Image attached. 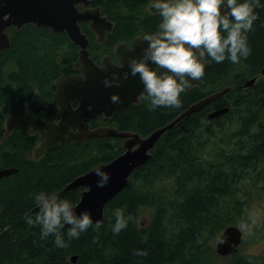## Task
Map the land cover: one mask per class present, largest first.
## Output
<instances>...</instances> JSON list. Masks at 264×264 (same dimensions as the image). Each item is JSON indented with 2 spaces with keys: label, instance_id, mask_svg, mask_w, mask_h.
<instances>
[{
  "label": "trees",
  "instance_id": "1",
  "mask_svg": "<svg viewBox=\"0 0 264 264\" xmlns=\"http://www.w3.org/2000/svg\"><path fill=\"white\" fill-rule=\"evenodd\" d=\"M149 1L90 0L113 22L102 42L96 41L88 23L79 22L93 61L103 53L111 54V47L119 42L158 30L161 18L148 12ZM246 2L258 4L257 19L247 33L250 54L246 59L217 63L205 53L201 85L181 93L180 108L153 109L143 90L138 104L122 106L111 116L109 124L117 130L146 136L190 104L230 87L166 130L150 150V158L106 203L98 230L90 227L78 239H69L65 225L61 231L68 246L64 248L55 246L53 236L41 240L39 226L26 222V215L38 211L34 195L41 191L53 195L77 176L109 162L122 152L123 140L93 138L85 144L66 140L35 160L31 151L40 140L36 133L30 134L25 126L5 133V117L20 112L34 91L49 100L54 80L77 72L73 64L79 50L65 33L46 27L8 28L10 46L0 50V169L16 171L0 177V264H193L204 253H213L210 239L215 240L219 231L244 213L245 188L260 182L264 190V78L242 86L264 68V0ZM222 107L228 108L224 114L207 119ZM102 123L98 118L89 126ZM80 192L71 189L58 198L74 205ZM117 208L127 219L118 234L112 230ZM140 208L150 210L142 224L137 222ZM72 255H76L74 262Z\"/></svg>",
  "mask_w": 264,
  "mask_h": 264
},
{
  "label": "water",
  "instance_id": "2",
  "mask_svg": "<svg viewBox=\"0 0 264 264\" xmlns=\"http://www.w3.org/2000/svg\"><path fill=\"white\" fill-rule=\"evenodd\" d=\"M153 2L148 5L151 13L156 12V9L151 7ZM88 5L89 0H0V50L10 46V34L7 31L9 27H13L16 31L27 24L46 27L54 33H65L68 39L78 46V57L73 66L80 72L57 77L54 80L56 90L51 101L41 98L38 92L34 91L32 99L24 103L20 112L5 117L3 126L6 132L22 125L27 126L30 133L34 131L38 133L41 140L32 149L34 159L40 158L45 151L53 149L64 140L84 144L93 138H122L123 151L119 155L77 176L53 194L58 197L68 190L81 188L79 199L73 205L76 214L86 211L90 214L93 223L97 221L101 223L106 203L126 186L130 174L150 158V150L166 130L228 92L230 87H223L190 104L171 121L155 128L144 137L136 132L118 131L107 126L90 129L83 119L92 120L96 115L102 114L103 120L108 121L119 107L139 101V94L145 88L138 74L131 75L129 61L141 57L147 42L143 41V37L137 36L130 40L129 45L125 42L116 44L113 52L120 63L119 66L113 65L108 56L102 57L100 65L95 64L88 53V39L78 23L88 22V27L96 34L97 41H103L105 33L111 30L113 24L100 14L99 6L86 8ZM78 6L85 8L78 9ZM257 6V3L252 4L253 10ZM201 62L204 65L207 63L203 57ZM122 72L126 73L124 77ZM113 74L119 81V86L105 87V78L111 80ZM259 75L264 78V68ZM256 78L254 76L248 79L242 86L253 84ZM200 85V79L193 80L185 91ZM114 94L119 96L118 103L110 100ZM70 98L78 101L75 108L70 105ZM227 109L222 107L213 110L207 118L224 114ZM38 111H43L45 118H40ZM57 115L60 118L55 121ZM97 168L102 169L109 176L104 187H97L99 179L95 174ZM15 171V168L0 169V177ZM241 236V230L236 225L226 226L215 242V252L221 255L234 253ZM75 259L76 255L70 257L72 262Z\"/></svg>",
  "mask_w": 264,
  "mask_h": 264
},
{
  "label": "clouds",
  "instance_id": "3",
  "mask_svg": "<svg viewBox=\"0 0 264 264\" xmlns=\"http://www.w3.org/2000/svg\"><path fill=\"white\" fill-rule=\"evenodd\" d=\"M151 7L161 18L158 30L143 36L147 46L139 59L129 61V69L131 75H139L153 109L181 107V93L191 86V81L204 75L201 58L205 53L217 63L227 59L233 64L250 54L247 33L257 15L246 0H154ZM104 84L118 87L119 81L113 74L111 80L105 78ZM110 100L118 103L119 96L114 94ZM95 174L99 177L97 187H104L108 174L100 168L95 169ZM34 200L38 211L34 216L26 215V222L39 226L41 240L53 236L58 248L68 246L61 231L65 225L69 239H78L90 227H101L100 221L93 225L88 212L77 215L67 199L41 191ZM114 215L112 230L118 234L127 226V219L120 208ZM137 254L147 255L145 251Z\"/></svg>",
  "mask_w": 264,
  "mask_h": 264
},
{
  "label": "rangeland",
  "instance_id": "4",
  "mask_svg": "<svg viewBox=\"0 0 264 264\" xmlns=\"http://www.w3.org/2000/svg\"><path fill=\"white\" fill-rule=\"evenodd\" d=\"M260 184V182H253L245 188L247 191L246 193L248 194V199L241 203L244 213L243 215H240L237 222H235V224L238 223L243 231V237L238 252L228 258H218L215 256L213 248H211L210 251L213 253H204L199 264L261 263L262 258L264 257V190L259 188ZM138 212L137 222H140L141 224L145 223L146 216L150 210L148 208H140ZM210 241L213 246L215 240L212 241L210 239Z\"/></svg>",
  "mask_w": 264,
  "mask_h": 264
},
{
  "label": "flooded vegetation",
  "instance_id": "5",
  "mask_svg": "<svg viewBox=\"0 0 264 264\" xmlns=\"http://www.w3.org/2000/svg\"><path fill=\"white\" fill-rule=\"evenodd\" d=\"M98 1H100V0H98ZM149 4V3H148ZM88 7L89 8H91V7H93L92 6V4H91V2H89V5H88ZM79 8L80 9H82L80 6H79ZM155 13H157V12H155ZM155 13H153V14H155ZM109 20V19H108ZM113 48L114 47H111V49H110V51H111V54H109V53H103L100 57H99V59H98V61L97 62H95V61H93L95 64H97V65H100V61H101V59H102V57H104V56H108V58H109V60H110V62L113 64V65H120V63H119V61H118V59L115 57V54H114V52H113ZM128 48H130V47H128ZM91 58V57H90ZM92 59V58H91ZM79 73V71H77L76 72V74H78ZM126 75V73L125 72H122V76L124 77ZM55 85V84H54ZM56 90V86H55V89H54V91ZM54 91H53V93H54ZM143 92V91H142ZM142 92L139 94V101L137 102V103H131V104H138L139 102H140V100H141V94H142ZM53 93H52V95H51V97L49 98V100L48 101H51L52 100V97H53ZM70 105L73 107V108H75L77 105H78V101L75 99V98H70ZM130 105V104H129ZM125 106H127V105H125ZM122 107V106H121ZM120 108V107H119ZM118 108V109H119ZM117 110V109H116ZM115 110V111H116ZM115 111H114V113H115ZM113 113V114H114ZM37 114H38V116L40 117V118H45V114H44V112L43 111H38L37 112ZM112 114V115H113ZM111 115V116H112ZM60 118V116L59 115H57V116H55V120L57 121L58 119ZM98 118H100L101 119V121H103V123L102 124H100V125H97V126H102V125H104V126H108V127H112L109 123H110V118H109V120L108 121H104L103 120V116H102V114H98V115H96V117L93 119V120H87V122H88V126H89V122H91V121H94L95 119H98ZM96 126V127H97ZM89 128H90V126H89ZM90 129H92V128H90ZM214 245H215V242H214ZM214 245L212 246V248H213V252H214ZM239 245L240 244H238V246H237V249L236 250H238V248H239ZM215 253V252H214ZM237 253V251L236 252H234V253H232V254H230V253H227V254H224V255H219V254H216L215 253V256H217L218 258H228V257H230V256H232V255H235ZM199 261H200V259L197 261V262H195L194 264H199Z\"/></svg>",
  "mask_w": 264,
  "mask_h": 264
},
{
  "label": "bare ground",
  "instance_id": "6",
  "mask_svg": "<svg viewBox=\"0 0 264 264\" xmlns=\"http://www.w3.org/2000/svg\"><path fill=\"white\" fill-rule=\"evenodd\" d=\"M107 19V18H106ZM108 20V19H107ZM108 21H110V20H108ZM110 22H112V21H110ZM112 24H113V22H112ZM71 257V256H70Z\"/></svg>",
  "mask_w": 264,
  "mask_h": 264
}]
</instances>
